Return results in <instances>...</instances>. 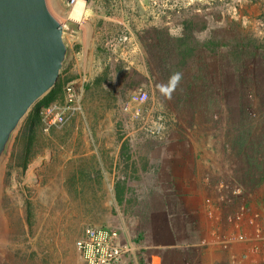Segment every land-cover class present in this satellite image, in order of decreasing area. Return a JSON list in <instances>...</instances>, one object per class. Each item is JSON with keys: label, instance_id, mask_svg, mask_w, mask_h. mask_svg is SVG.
<instances>
[{"label": "rangeland", "instance_id": "374dc122", "mask_svg": "<svg viewBox=\"0 0 264 264\" xmlns=\"http://www.w3.org/2000/svg\"><path fill=\"white\" fill-rule=\"evenodd\" d=\"M47 4L64 23L72 3ZM76 23L62 35L67 55L49 103L74 83L77 111L31 135L28 121L47 93L0 161V264H83L75 242L88 226L116 227L163 264H230L231 257L264 264V67L248 100L258 163L244 161L240 154L252 149L230 136V86L221 116L212 118L161 94L157 70L163 32L179 36L189 27L201 41L219 36L227 44L241 34L264 41V0H87ZM136 90L147 100L133 117L121 106ZM223 233L232 239L227 250L216 242Z\"/></svg>", "mask_w": 264, "mask_h": 264}, {"label": "trees", "instance_id": "16d2710c", "mask_svg": "<svg viewBox=\"0 0 264 264\" xmlns=\"http://www.w3.org/2000/svg\"><path fill=\"white\" fill-rule=\"evenodd\" d=\"M189 29H184L179 36L171 37L163 32L158 37L161 47L158 51L157 70L163 84L169 82L172 74L181 73L182 79L171 94L173 102L179 105L181 110L186 109L190 113L197 111L212 118L221 116V103H228L226 97L229 94L225 96V93L230 86L231 92L235 94L228 103L230 117L227 122L229 120L230 136L232 135L234 144L239 146L245 142L252 149L247 154H240L244 161L258 163L256 137L248 136L253 133L256 110L248 100L254 97L257 91V87L254 88L255 85L258 86L256 71L259 65L264 67V41L243 34L234 35L228 39L227 44H222L219 36L201 41L193 36ZM224 47L226 51H220ZM217 56L221 59H216ZM57 92L59 85L56 83L48 92L45 105L51 102ZM39 109L38 104L27 124L31 135L33 128L41 123ZM214 123L216 125V122ZM245 127L248 134L243 131ZM247 172L251 174L250 170ZM115 191L117 201L120 202V192L116 187Z\"/></svg>", "mask_w": 264, "mask_h": 264}, {"label": "water", "instance_id": "95a60500", "mask_svg": "<svg viewBox=\"0 0 264 264\" xmlns=\"http://www.w3.org/2000/svg\"><path fill=\"white\" fill-rule=\"evenodd\" d=\"M76 30V22L55 18L47 0H0V161L21 120L57 81L67 55L63 33Z\"/></svg>", "mask_w": 264, "mask_h": 264}, {"label": "built area", "instance_id": "2783aa9c", "mask_svg": "<svg viewBox=\"0 0 264 264\" xmlns=\"http://www.w3.org/2000/svg\"><path fill=\"white\" fill-rule=\"evenodd\" d=\"M69 2L72 3L73 0H69ZM78 100L79 95L75 84L67 83L63 87L60 100L40 107L39 116L43 130L48 131L64 125L77 111ZM146 100L145 91H133L127 96L121 110L137 117L140 112L139 106L144 104ZM216 242L222 249L227 250L232 239L228 234L223 233L216 237ZM75 247L83 264H163L162 258L158 254L140 253L137 245L125 241L116 227L88 226L84 228L76 240ZM253 250L256 248L253 247ZM230 264H238L237 259L231 257Z\"/></svg>", "mask_w": 264, "mask_h": 264}, {"label": "bare ground", "instance_id": "6f19581e", "mask_svg": "<svg viewBox=\"0 0 264 264\" xmlns=\"http://www.w3.org/2000/svg\"><path fill=\"white\" fill-rule=\"evenodd\" d=\"M85 12L84 0H73L72 5L68 11L67 18L73 22H78Z\"/></svg>", "mask_w": 264, "mask_h": 264}, {"label": "clouds", "instance_id": "9594fccd", "mask_svg": "<svg viewBox=\"0 0 264 264\" xmlns=\"http://www.w3.org/2000/svg\"><path fill=\"white\" fill-rule=\"evenodd\" d=\"M182 79L181 73L177 72L170 76L169 82L167 84H162L160 86V92L164 96L171 98L172 92L175 90V88L178 86L179 82Z\"/></svg>", "mask_w": 264, "mask_h": 264}]
</instances>
